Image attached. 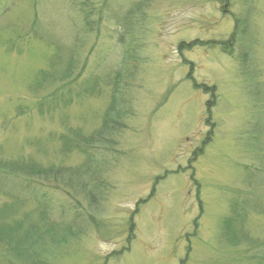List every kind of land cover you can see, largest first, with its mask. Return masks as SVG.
I'll return each mask as SVG.
<instances>
[{"label": "rangeland", "instance_id": "rangeland-1", "mask_svg": "<svg viewBox=\"0 0 264 264\" xmlns=\"http://www.w3.org/2000/svg\"><path fill=\"white\" fill-rule=\"evenodd\" d=\"M79 2L89 6L87 26ZM131 7L132 40L121 44L113 16ZM35 14L49 41L17 39ZM56 45V75L32 91ZM125 48L132 56L116 96L124 127L96 145L76 185L21 178L35 195L19 205L0 192L11 237L0 239V264H262L264 0H0V159L82 165L57 136L100 125L116 88L100 80ZM71 52L73 93L94 81L98 89L56 112L16 117L58 88ZM93 179L91 206L79 183Z\"/></svg>", "mask_w": 264, "mask_h": 264}, {"label": "trees", "instance_id": "trees-1", "mask_svg": "<svg viewBox=\"0 0 264 264\" xmlns=\"http://www.w3.org/2000/svg\"><path fill=\"white\" fill-rule=\"evenodd\" d=\"M78 4L79 14L83 16V20L85 22L84 25L87 26L91 20L88 14L89 6L87 2H79ZM113 18L117 20L116 22L121 28V32L119 33L120 38H118V42L121 44H125L126 42L129 43L130 40H132V7L127 11L121 13L119 16H113ZM29 29L30 31L27 35L25 34L18 36L17 39L24 38L23 40L27 41V38H29V40L45 39L46 41H49V38L38 29L36 14L34 15V19H32V23ZM122 37L124 39H122ZM51 42L52 44H55L52 40ZM124 47H127V44L124 45ZM54 48L56 49V51L55 54L50 58L48 67L39 70L37 72V75H35V80L31 86L32 91L33 89L40 87L48 80L53 79L56 75L55 68L60 65L62 58L60 57L61 47L56 45ZM122 53L123 60L121 61L120 66L117 67L115 71H113L112 75L106 76L104 77L105 79L100 80L102 83H108V86L110 87H116L113 90L114 94L111 96V101L109 100L107 106L105 107V110L101 115L100 125L89 135L83 134L82 132H80V130L69 129L65 130L64 133L57 136V140L60 144V151H62V153L64 154H68L72 150H78L84 159L82 165L76 168H69L67 166L63 167V165L51 164L48 165L47 168H43L31 157L25 158L19 156L14 159H0V192L6 195L10 199V202L12 204H22V202L27 198L35 195V190L33 188L29 187L27 184H23V182H20L19 179L21 178L42 179L44 181L56 182L57 184L62 183L65 185L61 187L62 190L66 188V182L70 183L71 185H76L78 182H81L76 179H79V177L84 174L81 171L83 166H88L90 161L95 162L98 159L96 145L104 144V142L106 143V141L111 142L112 140H108L109 138H107L108 135L110 133H114L117 130H121V128L124 127V123L122 121L124 116L121 109L122 106L119 108V103L116 105V96L120 94V91H118V89L120 86L119 83L122 82V71L126 69L124 57L125 59L131 58L130 56H132V49L125 48ZM74 59L75 57L73 55V52H71L69 59L67 60L66 67H64V69H62L63 71L60 72V74L64 72L65 74H63L58 80V82L61 83L59 84L58 88L46 95H41L38 99L35 100L34 106L32 108L26 110L18 106L16 117L29 112H35L39 115H44L46 112L53 113L61 107L71 104L76 98H81L86 94H93L98 89V84L100 83V81H94L92 84L84 87L83 89L79 88L75 93H73V91L75 90L72 89V87L74 88L75 85L69 86L70 83L79 80V77L77 75L73 76ZM122 101L123 99L121 100V102ZM91 173L92 171L90 170L89 174ZM92 181L94 182H92L93 184H91V188L86 187L85 184L79 183L81 191L82 189L85 190L84 193L86 194V197L91 206H93L94 204L93 201L98 198V190H96V192H93V190L98 189V184L100 182L98 179H93ZM9 182H13L14 187L16 188L25 189L26 193L22 196L15 194L14 191L12 192L13 188L9 185ZM241 208L242 210L238 211L241 216H243L244 213L247 212L248 209H250L243 206ZM238 215L239 214L237 213V216ZM7 229L10 228H5V226L0 223V239H6L10 236L6 233ZM256 246L260 247V249L256 253L255 257L260 263L264 264V252L262 251V249H264V243H256Z\"/></svg>", "mask_w": 264, "mask_h": 264}]
</instances>
